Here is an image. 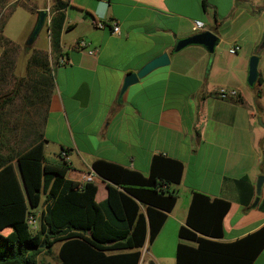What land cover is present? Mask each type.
Listing matches in <instances>:
<instances>
[{"label": "crops", "instance_id": "1", "mask_svg": "<svg viewBox=\"0 0 264 264\" xmlns=\"http://www.w3.org/2000/svg\"><path fill=\"white\" fill-rule=\"evenodd\" d=\"M41 1L15 4L32 17L22 47L8 38L0 44V80L12 73L11 84L0 86V158L11 160L22 196L18 157L36 144L40 167L64 157V178L82 183L92 173L97 202L106 196V181L93 172L92 161L146 175L152 155L161 154L182 163L179 182L168 185L176 200L154 239L147 243L146 236L138 248L136 264H174L177 228L192 191L229 202L218 241H233L264 225V54L259 51L264 49V0H205L204 6L201 0H49L50 21L60 20L55 48L45 18L40 29L47 46H33L38 33L27 43L37 11L47 4ZM8 2L0 0V10ZM195 20L201 29H193ZM95 21L104 26L95 27ZM113 24L118 34L111 32ZM201 30L213 32L227 52L233 45L237 50L214 55L207 69L201 46L173 50L176 40ZM79 39L87 47L77 49ZM163 52L166 65L119 93L127 73ZM253 54L261 82L249 86L247 62ZM60 56L68 62L58 64ZM219 87L233 89L236 97H218ZM48 144L58 148L60 160L44 156ZM44 204L40 193L37 214ZM60 244L53 243V254L39 253L49 254V264H55ZM251 264H264V245Z\"/></svg>", "mask_w": 264, "mask_h": 264}, {"label": "trees", "instance_id": "2", "mask_svg": "<svg viewBox=\"0 0 264 264\" xmlns=\"http://www.w3.org/2000/svg\"><path fill=\"white\" fill-rule=\"evenodd\" d=\"M5 18L0 20V33ZM59 26V19L48 26L51 48L57 46ZM260 82L258 75L256 84ZM41 157L39 144L18 157L25 197L11 160H0V264H37L38 253L49 252L58 241L55 264H136L145 237L147 243L154 239L175 203L168 185L179 182L182 163L155 154L143 175L95 159L90 167L106 181V196L97 202L94 183L64 178V157L58 164L40 167ZM40 193L45 204L36 230H30L26 217L37 214ZM228 206L224 199L192 191L184 223L177 228L174 264H251L264 245V225L233 241H218ZM112 250L126 251L106 253Z\"/></svg>", "mask_w": 264, "mask_h": 264}, {"label": "rangeland", "instance_id": "3", "mask_svg": "<svg viewBox=\"0 0 264 264\" xmlns=\"http://www.w3.org/2000/svg\"><path fill=\"white\" fill-rule=\"evenodd\" d=\"M7 1H9L7 3V5H5L0 10V20H3L7 16L5 18L4 26H3L2 31L0 33V44L2 42H4L5 39L8 38L12 42L17 43L19 45V47H22V45L25 41L24 37H25L26 33H28V28H29L32 17H31L30 12L27 9H25L19 5H15L16 3L21 2L22 0L21 1L20 0H7ZM41 2L44 5L46 4V0H42ZM49 2L50 1L48 0L47 4H50ZM37 33H38L37 38L33 42V46L34 45H40V46L46 47L48 44V40L45 36L44 29H40V31ZM259 51H261V54H264L263 48H262V50L260 49ZM214 55H217V56L218 55H222V56L228 55L226 46L223 45V41L218 42L214 46L213 56ZM24 57L25 56L22 55V58H24ZM257 68H258V63L256 65V69ZM259 69H261V71H263V68H261V65H259ZM11 75H12V73L9 70V72L6 75L7 76L6 79L0 80V86L2 85V83H4L5 86H9L11 84ZM254 86L256 88L257 85H254ZM261 91L264 95V85L261 87ZM256 118H258V116ZM57 152H58L57 147H53L52 144H48V147L45 148L44 156L47 159L60 160L59 156L57 155ZM0 160H1V158H0ZM50 252H51V254H53L54 251H50ZM48 255H45L43 253H39L37 255V259H38L37 264H49L50 259H49V257H47Z\"/></svg>", "mask_w": 264, "mask_h": 264}, {"label": "water", "instance_id": "4", "mask_svg": "<svg viewBox=\"0 0 264 264\" xmlns=\"http://www.w3.org/2000/svg\"><path fill=\"white\" fill-rule=\"evenodd\" d=\"M45 16L46 13L44 10L37 11L35 24L32 27L30 34L27 38V43H30L33 37L39 31V29L43 24V20ZM217 41H218V37L213 32H211L210 30H201L199 32H195L193 34H190L189 36L176 40L173 50L178 51L188 45L201 46L207 53V61H206V69H207L211 64L213 58V49L214 46L217 44ZM167 63H168V55L165 52L151 58L146 63H144L137 71L129 72L124 76L119 93H121L127 85L134 83L135 81H137V79L143 77L152 69L166 65ZM256 64H257V56L254 54L249 56L247 62V74L245 79L247 85L249 86H252L256 81V77H257ZM257 121L259 122V118H257ZM261 181H262V177L259 176L255 183L256 194L259 192ZM255 202H256V198L253 200L251 205H254Z\"/></svg>", "mask_w": 264, "mask_h": 264}, {"label": "built area", "instance_id": "5", "mask_svg": "<svg viewBox=\"0 0 264 264\" xmlns=\"http://www.w3.org/2000/svg\"><path fill=\"white\" fill-rule=\"evenodd\" d=\"M48 0H46V3H47ZM45 12H46V17H45V24L46 26L48 27L49 24H50V16L48 14V12L50 11V7L48 4L45 5L44 9H43ZM94 26L97 27V28H102L104 26V24L100 21H95L93 22ZM192 27L193 29H201L202 28V22L198 21V20H195L193 21L192 23ZM110 30L112 33H115V34H118L119 33V29H118V26L116 24H113L111 27H110ZM88 43L83 40V39H79V40H76L75 41V47L77 49H83L85 47H87ZM238 46L237 45H233L231 46L230 48H228V52L229 53H234L236 50H237ZM87 53L88 54H93L94 53V50L93 49H87ZM68 62V60L64 57V56H60L59 59H58V64H66ZM216 94L218 95V97L220 98H227V97H233L235 96V91L233 89H228V88H225V87H219L215 90ZM92 179V173H86L84 176H83V180L84 181H90ZM83 181V182H84ZM37 215H28L26 217V223L29 227L30 230H36L37 228Z\"/></svg>", "mask_w": 264, "mask_h": 264}]
</instances>
